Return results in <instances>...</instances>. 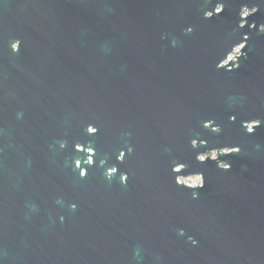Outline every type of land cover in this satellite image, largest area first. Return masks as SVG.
<instances>
[{
	"label": "water",
	"instance_id": "95a60500",
	"mask_svg": "<svg viewBox=\"0 0 264 264\" xmlns=\"http://www.w3.org/2000/svg\"><path fill=\"white\" fill-rule=\"evenodd\" d=\"M262 11L264 0L22 6V35L81 39L31 64L22 52L32 72L0 153V264H264V175L237 149L242 120L226 126L251 109L227 100L238 68L222 64Z\"/></svg>",
	"mask_w": 264,
	"mask_h": 264
},
{
	"label": "flooded vegetation",
	"instance_id": "af4514ba",
	"mask_svg": "<svg viewBox=\"0 0 264 264\" xmlns=\"http://www.w3.org/2000/svg\"><path fill=\"white\" fill-rule=\"evenodd\" d=\"M31 4L32 0H0V153L4 152L3 144L9 130L12 129L14 138L19 132L22 73L32 72L31 66L28 70L22 68V52H25L23 55L28 59V64H31L32 59L28 57H32L35 52L46 51L55 54L61 50L64 43H75L81 39L79 35H22L20 9ZM257 10V6L244 8L242 16L256 13ZM243 24L245 21L240 22V25ZM250 26L255 27L253 35L246 32L245 39L233 46L222 64H228V69L238 68L232 73V77L226 80L227 100L243 106V109L249 106L251 113H233L226 126L234 124L238 127L242 120L246 129L239 131L237 149L252 151L258 168L262 169L264 175V11L256 15ZM28 83L32 84L31 81ZM207 154L216 156V151L200 157ZM254 237L258 245L264 239L259 232Z\"/></svg>",
	"mask_w": 264,
	"mask_h": 264
},
{
	"label": "rangeland",
	"instance_id": "374dc122",
	"mask_svg": "<svg viewBox=\"0 0 264 264\" xmlns=\"http://www.w3.org/2000/svg\"><path fill=\"white\" fill-rule=\"evenodd\" d=\"M180 180L184 181V182H190L192 184H196V183H200L201 176L200 175H194L191 177H180Z\"/></svg>",
	"mask_w": 264,
	"mask_h": 264
},
{
	"label": "built area",
	"instance_id": "2783aa9c",
	"mask_svg": "<svg viewBox=\"0 0 264 264\" xmlns=\"http://www.w3.org/2000/svg\"><path fill=\"white\" fill-rule=\"evenodd\" d=\"M188 177H191V176H188ZM180 178V177H179ZM201 182V181H200ZM187 183H189V184H192V183H190V182H187ZM196 184H199V183H196Z\"/></svg>",
	"mask_w": 264,
	"mask_h": 264
}]
</instances>
